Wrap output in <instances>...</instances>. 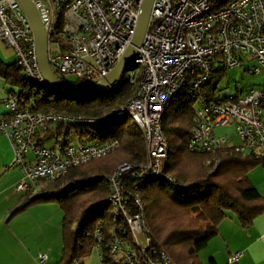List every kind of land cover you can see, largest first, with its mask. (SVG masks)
Returning a JSON list of instances; mask_svg holds the SVG:
<instances>
[{"label": "built area", "instance_id": "built-area-1", "mask_svg": "<svg viewBox=\"0 0 264 264\" xmlns=\"http://www.w3.org/2000/svg\"><path fill=\"white\" fill-rule=\"evenodd\" d=\"M32 1L44 22L51 70L57 77L71 75L80 83L105 78L118 64L134 36L143 0ZM0 40L13 51L31 83L59 95L40 73L32 28L16 0H0ZM242 56L257 63L250 72L264 71V0H154L147 32L127 78L134 82L140 73V81L125 105L103 118L129 117L136 124L144 137L146 162L123 163L104 175L108 195L101 205H89L88 215L100 206L108 214L91 233V253L99 264H173L168 254L152 248L140 189L161 177V163L168 154L162 131L165 106L186 85L196 105L189 152L230 150L243 157L264 158V86L228 98L216 95V89L208 90L214 73L239 68ZM124 77L96 93L118 91ZM87 94L66 95L83 98ZM2 103L6 113L0 115V132L13 153L5 171L20 173L13 189L20 195H42L72 168L118 147L117 140L89 141L88 133L76 127L95 120L27 109L14 94ZM59 124L69 127L67 134L54 137L46 147L48 133ZM232 124L236 143L233 136L215 135L216 128ZM126 175L136 179L131 187L124 182ZM166 180L176 185L173 179ZM240 257L241 253L233 254L227 264H237ZM85 259L72 264H85ZM47 260L41 253L36 264Z\"/></svg>", "mask_w": 264, "mask_h": 264}, {"label": "trees", "instance_id": "trees-1", "mask_svg": "<svg viewBox=\"0 0 264 264\" xmlns=\"http://www.w3.org/2000/svg\"><path fill=\"white\" fill-rule=\"evenodd\" d=\"M0 78L8 93L14 94L24 108L95 120L76 127L88 133L89 141H118L117 149L111 154L72 168L63 178L69 185L67 189H62L58 181L42 195H25L23 207L11 213L14 215L35 203L56 202L63 212V248L58 264H72L75 259L88 257L93 246L94 225L108 215L105 206L90 210L88 215V203L99 198L97 204L101 205L108 195L104 175L124 162L136 165L146 162L144 137L136 124L129 117L103 119L132 97L141 75L137 73L134 82L124 77L121 88L112 94L95 92L83 98L38 88L16 61L7 65L0 60ZM213 79L215 76L208 84L210 92L216 89ZM195 107L188 85L167 101L162 131L168 154L161 163V177L146 182L140 189L152 248L155 253L168 254L173 264H202L198 253L218 235V227L228 213L236 217L243 229L250 228L264 213V197L248 180L250 171L264 165V158L243 157L230 150L189 152L187 141L194 125ZM55 127L47 138L61 133L66 135L69 128L61 124ZM210 160L215 166L212 174L211 167L206 165ZM167 178L173 179L176 185ZM123 179L128 187L136 183L133 175Z\"/></svg>", "mask_w": 264, "mask_h": 264}, {"label": "crops", "instance_id": "crops-1", "mask_svg": "<svg viewBox=\"0 0 264 264\" xmlns=\"http://www.w3.org/2000/svg\"><path fill=\"white\" fill-rule=\"evenodd\" d=\"M3 53L5 51L2 50ZM4 99H0V115L6 113L2 103ZM1 134L0 172L3 176L0 175V264H36L41 253L48 257L46 264H58L63 248V212L50 202L35 203L11 214L13 210L23 207L27 196L13 190L20 179L18 170L5 171L12 162L13 153L8 139ZM61 134L47 138L44 144L52 143L53 138ZM233 142L236 143V139ZM248 180L264 197V165L250 171ZM235 253H241L237 264H264V213L248 229H243L236 217L228 213L218 227V235L197 256L202 264H211V261L214 264H227L229 257Z\"/></svg>", "mask_w": 264, "mask_h": 264}, {"label": "water", "instance_id": "water-1", "mask_svg": "<svg viewBox=\"0 0 264 264\" xmlns=\"http://www.w3.org/2000/svg\"><path fill=\"white\" fill-rule=\"evenodd\" d=\"M24 11L31 25L40 73L50 88L59 94L94 93L114 85L126 73L136 58L137 49L141 47L148 29L154 0H143L135 33L130 45L114 69L105 78L89 82L68 83L57 77L48 63V40L41 17L40 9L36 8L32 0H16Z\"/></svg>", "mask_w": 264, "mask_h": 264}, {"label": "rangeland", "instance_id": "rangeland-1", "mask_svg": "<svg viewBox=\"0 0 264 264\" xmlns=\"http://www.w3.org/2000/svg\"><path fill=\"white\" fill-rule=\"evenodd\" d=\"M2 50L5 51L7 55H5V53L2 54ZM0 59H2L5 64H11L16 59L13 51L7 48L6 45L1 40H0ZM256 66L258 65L254 60L248 59L246 56H242V64L239 68L226 69V70H222L221 72H218V74H215L214 75L215 79H213L212 82H215L216 92H217L216 95H220L222 97L228 98L229 96L236 95L237 91L240 93H243L248 90L264 86V71H262L258 75L250 72V70ZM131 74L132 73H129V72L126 73L125 78L131 77ZM59 77H62L68 83H78L79 82L76 77L71 76V75L59 76ZM7 92H8V88L5 86V84L3 83V80L0 78V99L6 98ZM214 133L217 137L233 136V141H235V130H234L233 124L226 126V127L216 128ZM236 141H237V138H236ZM50 145L51 143L49 142L45 144L46 147ZM211 164H213V160H210L206 164L207 166L211 167L210 174H212L213 173L212 171L215 170V166ZM118 166L111 169L109 173H107V175L112 174ZM1 174L2 173L0 172V175ZM59 182L61 184V187L68 185L67 182L63 181V179H61ZM98 201H99V198L90 201L88 204L90 205L91 203H95ZM47 203H50V202H47ZM50 204L55 205V207L59 209V206L56 202H51ZM85 264H99L97 255L94 252L92 253L90 252L88 257H86L85 259Z\"/></svg>", "mask_w": 264, "mask_h": 264}, {"label": "bare ground", "instance_id": "bare-ground-1", "mask_svg": "<svg viewBox=\"0 0 264 264\" xmlns=\"http://www.w3.org/2000/svg\"><path fill=\"white\" fill-rule=\"evenodd\" d=\"M101 91V90H100ZM97 92V91H96Z\"/></svg>", "mask_w": 264, "mask_h": 264}]
</instances>
